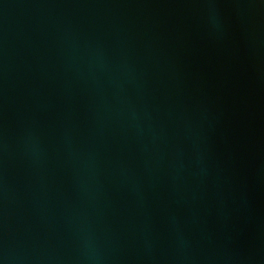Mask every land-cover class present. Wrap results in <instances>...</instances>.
Returning a JSON list of instances; mask_svg holds the SVG:
<instances>
[{
	"label": "water",
	"instance_id": "95a60500",
	"mask_svg": "<svg viewBox=\"0 0 264 264\" xmlns=\"http://www.w3.org/2000/svg\"><path fill=\"white\" fill-rule=\"evenodd\" d=\"M0 264H264V0H0Z\"/></svg>",
	"mask_w": 264,
	"mask_h": 264
}]
</instances>
